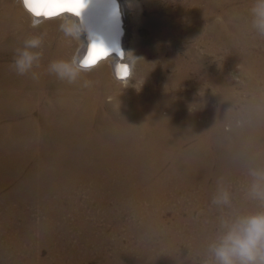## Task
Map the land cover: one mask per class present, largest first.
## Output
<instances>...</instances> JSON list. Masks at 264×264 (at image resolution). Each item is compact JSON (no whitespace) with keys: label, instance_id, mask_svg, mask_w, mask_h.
Listing matches in <instances>:
<instances>
[{"label":"rangeland","instance_id":"374dc122","mask_svg":"<svg viewBox=\"0 0 264 264\" xmlns=\"http://www.w3.org/2000/svg\"><path fill=\"white\" fill-rule=\"evenodd\" d=\"M1 1L0 22H2V24L0 23V118L2 116L3 118L0 119V122H2L0 123V126H2L0 127V264H216V258L213 252L210 250V246L218 244L220 241V237L227 231L226 227H224L223 225V222L227 221L231 223L238 217L248 216L264 211V201L255 199L251 195V189L255 178L252 177V175L250 176V171H260L264 169V165H262L264 164V36H261L253 26L254 18L251 13V9L255 4V0L158 1L156 3L157 6L155 13H159L160 16L164 18L162 19L164 30L160 34L154 35L146 25H140L137 27L139 31L137 46H139V48L135 49V56L140 57L141 59L139 60V64H136L134 73L129 79V84L127 83V85L116 79L114 74L110 71L108 63H103L101 66L93 68L89 72L81 73L82 78L80 76L78 81L73 84H69L66 81H61L58 78H55L56 75L50 73L48 70L51 61L70 60L72 58V55L75 54V51L78 48L77 40L65 36L60 31L59 26L62 22V18L56 17L53 19L44 20V22L41 23L38 27L33 28L31 25L32 18L28 16L27 13H25V11L19 4L14 3L12 0ZM146 14H148V12ZM40 35H43L44 41L41 45V48L36 49V51L41 52V59L39 60L40 62L38 66L34 65L31 72L24 76L17 75L13 67L16 50L22 48L24 45V41L26 39H29V37L31 38ZM66 38L68 39L66 40ZM54 46H57L58 48ZM140 46H142V48H140ZM154 56L155 58L153 59ZM196 63L198 65H196ZM160 66H162L163 68ZM174 67H176V69ZM143 70L146 71V77L143 73ZM99 72L101 75L99 74ZM32 73H35L36 77L38 76L34 80ZM190 73L191 75L193 74V77L190 75ZM89 75L91 76V78ZM136 75H138V78L135 77ZM211 75L215 78L217 93L223 98L226 97L225 99H227V101L232 100L233 105H225L218 109L220 123H218L219 127L218 131L216 132L217 140L215 143V140L212 139L211 141L213 143V147L211 148V144H209L206 148L207 155L210 157V160L208 162L203 161L204 164L206 163L205 165L208 170L203 169L205 172H203L202 170L199 174L188 176L189 178L187 177L185 181L184 177L183 179H181L163 174L168 165L169 167L172 165L170 161H168V163H166L165 166H163L160 170H155L153 169V167L156 164V161H153V158H145V160H137L129 163L127 173L130 175V179L125 181V179H123L125 177V170H118L121 169L122 166H124L125 161L123 160L122 163V160L116 159L113 162V160L107 159L105 155L103 156L102 151L104 150L103 144L105 143V135L103 136V133L108 131V129L105 128L106 124L103 123V121L113 123V120L115 121V115H117L118 112L122 113L123 116H126L128 114L127 117L132 119L129 116V114L132 112V100L129 99L128 95V92L130 90L127 93H124V90H127L126 87H130L129 89H139V86H145L146 84L150 86V84L148 83H151L155 87V91H161L162 88L163 91L171 92L169 96L171 95L172 100L169 104V107L167 106L164 110L157 111L155 115L157 117H155L154 115H150L153 117H148L147 119L148 127L154 128L157 127V121L170 118L171 105L173 103L180 104L181 96L186 97L187 94L191 93H193L194 95H199V93L201 94L203 91H210L209 85L211 84V82H209V77ZM103 78L106 79V81ZM85 81L90 82V85L88 86L89 88L83 86ZM190 82L192 83L191 87L189 85ZM54 83L57 84L55 85ZM198 84H200L201 87ZM196 85L198 87L194 88L196 87ZM203 88L205 90H203ZM115 90L121 92V95L127 96L130 103V106L128 108H122L119 102L115 99ZM227 92L229 93V95ZM93 96H96L97 99H95V97ZM175 97L176 100L174 99ZM114 100L117 101V103H115ZM86 101H88V104L85 103ZM17 102L19 105L17 104ZM100 102L102 103V105ZM82 107L87 111L85 109L83 110ZM190 109L191 108L188 107L187 110ZM225 112H227V114ZM234 113L237 114L238 118L236 120L229 119V117H232L231 115H233ZM76 114H78L79 116ZM257 114H259V116ZM32 115L33 117H31ZM85 115L87 118L85 117ZM17 117H19L20 119ZM24 118L27 119L25 120ZM62 119H66L67 122ZM199 119V121L208 120L205 117ZM21 122H24V124H22ZM64 122L65 124H63ZM128 123L131 124L133 122ZM2 124H4V126ZM243 124L247 125L246 128L244 127V130H248L247 132L244 131L243 133L252 134V139L250 140L251 143H248V147L249 149L251 148L250 151L252 157L257 160L255 161L253 167H246L244 169L245 171L241 168L231 165L229 166L226 164L222 167V169L224 170L223 171L220 167L221 164H223L220 158V148L230 142L236 141L235 130L238 127H241V125ZM24 126L27 127L24 128L25 130L23 129ZM60 126L63 129H61ZM3 127H5L6 129ZM237 130L242 132V130H240L239 128ZM21 131L23 134L20 133ZM51 135H53V138H51ZM218 135H220V137ZM239 138L240 140L244 139L245 143L248 140L247 135L245 137L240 135ZM90 140L95 141V143ZM72 141H74L75 143H73ZM18 143L21 147L18 146ZM65 143H67L68 146ZM255 144H257V147L255 146ZM214 146L216 148H214ZM27 150L29 152H27ZM53 150L55 151L53 152ZM42 151L44 152V154ZM95 151H97L98 153ZM73 153H75L76 155L74 154V156H71ZM77 153L79 156L77 155ZM19 154H21V156ZM67 154L69 157H67ZM217 154L219 155V157ZM14 156L15 158L11 160ZM105 158L107 159V161ZM51 159L55 160V162ZM148 160L150 163L148 162ZM211 160L213 162H211ZM9 162L11 163L9 164ZM98 167L101 169H99ZM95 169H99L100 171H96ZM139 169H141V171ZM8 171L12 172H10L9 174L7 173ZM35 173L37 174L35 175ZM98 174H100L101 176ZM238 178L241 179L239 180ZM118 179L121 180L119 181ZM69 180L70 182H72L70 183ZM159 180L161 183L159 182ZM116 181L118 184L116 183ZM203 181L205 183H203ZM135 182L137 183V185ZM26 183L27 185H25ZM152 183L155 186H153ZM87 185L89 187H87ZM90 185L92 186L90 187ZM222 190L229 193L230 204L228 205H218L213 203L214 196H217ZM20 191L22 193H20ZM83 192L85 194H83ZM39 193L42 194L40 195ZM206 193L210 196L213 195L211 196L212 198L210 196H207ZM88 198L90 199V201L88 200ZM86 201L89 204L86 203ZM6 202L7 204L5 205ZM72 204L75 205L72 206ZM131 208L134 212L131 210ZM49 212L50 214H48ZM178 219L179 222L177 221ZM83 229L86 231H84ZM55 241H57V243Z\"/></svg>","mask_w":264,"mask_h":264},{"label":"bare ground","instance_id":"6f19581e","mask_svg":"<svg viewBox=\"0 0 264 264\" xmlns=\"http://www.w3.org/2000/svg\"><path fill=\"white\" fill-rule=\"evenodd\" d=\"M1 1V0H0ZM14 3H17L21 6V8L25 11V13H27L28 16H30L33 19L32 14L26 9L23 0H12ZM162 2V1H167V0H120L121 2V11H122V19L124 22L123 25V29H124V35L122 37V47L123 50L125 52H132L134 55L135 54V49L139 48V46H137V39H138V26L140 25H146L151 31L152 33L155 34H160L161 32H163L164 30V24L162 23L164 18H162L160 16L159 13H155L156 12V3L157 2ZM3 2V1H1ZM5 2V1H4ZM11 2V1H10ZM179 2V1H178ZM171 3V2H170ZM1 4V3H0ZM6 4V3H5ZM165 4V3H164ZM176 4V3H175ZM9 5V4H8ZM165 6V5H164ZM4 8V7H3ZM159 8V7H158ZM10 9V8H9ZM13 9V8H12ZM20 9V8H19ZM3 10V9H2ZM1 10V11H2ZM160 11V10H159ZM6 12V11H5ZM148 12V14H146ZM153 12V14H152ZM177 12V11H175ZM2 13V12H1ZM10 13V12H9ZM162 13V12H161ZM151 14V15H150ZM178 14V13H177ZM23 15V14H22ZM62 15H68L67 13L62 14ZM9 16V15H8ZM12 16V15H11ZM10 16V17H11ZM19 17V16H18ZM17 17V18H18ZM56 17H61V16H56ZM53 17V18H56ZM83 17L84 20L88 26V28L90 29V31L93 34L94 40H103L107 45L112 46L115 43L116 37V29H117V20H115V11H114V5L112 3V0H88V5L86 6V9L83 12ZM8 18V17H7ZM15 18V17H14ZM20 18V17H19ZM50 18V19H53ZM3 20V19H2ZM48 20V19H47ZM9 21V19H8ZM5 22V21H4ZM21 22V21H20ZM46 22V21H45ZM168 22V21H167ZM166 22V23H167ZM2 24V22H0ZM9 23V22H8ZM57 23V22H56ZM165 23V22H164ZM5 24V23H4ZM17 24V23H16ZM46 24V23H45ZM51 24V23H50ZM52 25V24H51ZM169 25V23H168ZM54 26V25H53ZM15 27V26H14ZM53 28V27H52ZM57 29V28H56ZM21 30V29H20ZM23 30V29H22ZM47 30V29H46ZM28 31V30H27ZM56 31V30H55ZM169 31V30H167ZM166 31V32H167ZM173 32V31H172ZM51 33V32H50ZM53 33V32H52ZM39 34V33H38ZM56 34V33H55ZM62 34V33H61ZM140 34V33H139ZM171 34V33H170ZM174 34V33H173ZM172 34V35H173ZM24 35V34H23ZM26 35V33H25ZM29 35V34H28ZM57 35V34H56ZM165 35V34H164ZM169 35V34H168ZM31 36V35H30ZM51 36V35H50ZM159 36V35H158ZM63 37V36H62ZM167 37V36H166ZM30 38V37H29ZM48 38V37H47ZM61 38V37H60ZM169 38V37H168ZM26 39V38H25ZM68 38H66L67 40ZM140 39V38H139ZM23 40V39H22ZM50 40V39H49ZM55 40V38H54ZM167 40V39H166ZM44 41V40H43ZM65 41V40H64ZM81 41L87 45L88 42L90 41V39H88V32H85L82 36H81ZM164 41V40H163ZM60 42V40H59ZM140 43V42H139ZM138 43V44H139ZM151 43V42H150ZM67 44V43H66ZM70 44V43H69ZM50 45V44H49ZM48 45V46H49ZM150 45V44H149ZM161 45V44H160ZM51 46V45H50ZM61 46V45H60ZM57 47V46H54ZM81 47V42L78 41V48L75 51V54L78 52V50ZM146 47V46H145ZM159 47V46H158ZM212 47V46H211ZM58 48V47H57ZM61 48V47H60ZM140 48H142V46H140ZM155 48V45H154ZM165 48V47H164ZM51 49V48H50ZM49 49V50H50ZM63 49V48H62ZM146 49V48H145ZM157 49V47H156ZM43 50V49H42ZM69 50V49H67ZM142 50V49H141ZM59 51V50H58ZM56 52V50H55ZM142 52V51H141ZM214 52V51H213ZM16 53V52H15ZM50 53V52H49ZM60 53V52H59ZM137 53V52H136ZM148 53V52H147ZM168 53V52H167ZM176 53V52H175ZM57 54V53H55ZM63 54V53H62ZM174 54V53H173ZM147 55V54H146ZM161 55V54H160ZM164 55V54H162ZM177 55V54H176ZM58 56V55H57ZM73 56V55H72ZM65 57V56H64ZM63 57V58H64ZM67 57V56H66ZM163 57V56H162ZM170 57V56H169ZM173 57V56H172ZM43 58V57H42ZM48 58V57H47ZM62 58V57H61ZM155 58V56L153 57V59ZM157 58V57H156ZM160 58V57H159ZM175 58V57H174ZM41 59V58H40ZM49 59V58H48ZM179 59V58H178ZM52 60V59H51ZM146 60V59H145ZM156 60V59H155ZM173 60V59H172ZM47 61V60H46ZM53 61V60H52ZM51 61V62H52ZM147 61V60H146ZM164 61V60H163ZM40 62V61H39ZM117 62V57L115 56V54H113V57L107 59V60H101L99 61V63L94 67L97 68L99 66H101L103 63H108L109 65V69L110 71L114 74L113 68H114V64ZM148 62V61H147ZM161 62V61H160ZM199 62V61H198ZM145 63V62H144ZM162 63V62H161ZM170 63V62H169ZM185 63V62H184ZM189 63V62H188ZM139 64V61L138 63ZM152 64V63H151ZM150 64V65H151ZM172 64V63H171ZM201 64V63H200ZM213 64V63H212ZM45 65V64H44ZM47 65V64H46ZM145 65V64H144ZM157 65V64H156ZM159 65V64H158ZM179 65V64H178ZM191 65V64H190ZM189 65V66H190ZM196 65H198L196 63ZM182 66V65H181ZM187 66V65H186ZM46 67V66H45ZM146 67V66H145ZM144 67V68H145ZM162 67V66H160ZM178 67V66H177ZM101 68V67H100ZM99 68V69H100ZM143 68V67H142ZM156 68V67H154ZM153 68V69H154ZM163 68V67H162ZM176 69V67H174ZM173 68V69H174ZM179 68V67H178ZM182 68V67H181ZM180 68V69H181ZM189 68V67H188ZM216 68V67H215ZM36 69V68H35ZM47 69V68H46ZM152 69V68H151ZM159 69V68H158ZM183 69V68H182ZM210 69V68H209ZM43 70V69H42ZM96 70V69H95ZM98 70V69H97ZM148 70V69H147ZM155 70V69H154ZM161 70V69H160ZM159 70V71H160ZM163 70V69H162ZM185 70V68H184ZM193 70V69H192ZM214 70V69H213ZM217 70V69H215ZM35 71V70H34ZM102 71V70H101ZM140 71V70H139ZM138 71V72H139ZM178 71V70H176ZM209 71V70H208ZM149 72V71H148ZM158 72V71H157ZM190 72V71H189ZM192 72V71H191ZM199 72V71H198ZM213 72V71H212ZM221 72V70H220ZM38 73V72H37ZM141 73V72H140ZM143 73L145 74L146 71L143 70ZM151 73V72H150ZM176 73V72H175ZM182 73V72H181ZM185 73V72H184ZM209 73V72H208ZM211 73V72H210ZM225 73V72H224ZM49 74V73H48ZM97 74V73H96ZM100 74V72H99ZM98 74V75H99ZM154 74V73H152ZM197 74V73H196ZM199 74V73H198ZM204 74V73H203ZM88 75V74H87ZM101 75V74H100ZM140 75V74H139ZM149 75V74H148ZM147 75V77H148ZM191 75V73H190ZM193 75V74H192ZM191 75V76H192ZM222 75V74H221ZM90 76V75H89ZM103 76V75H102ZM101 76V77H102ZM115 76V75H114ZM157 76V75H156ZM164 76V74H163ZM177 76V75H175ZM179 76V74H178ZM195 76V75H194ZM202 76V75H201ZM38 77V76H37ZM42 77V75H41ZM50 77V76H49ZM55 77V76H54ZM105 77V76H104ZM136 78H138V75L135 76ZM146 77V74H145ZM154 77V76H153ZM159 77V76H158ZM172 77V76H171ZM193 77V76H192ZM199 77V76H198ZM222 77V76H221ZM57 78V77H55ZM82 78V76H81ZM91 78V76H90ZM97 78V77H96ZM95 78V79H96ZM162 78V77H161ZM165 78V76H164ZM186 78V77H185ZM46 79V78H45ZM51 79V78H49ZM53 79V78H52ZM102 79V78H101ZM104 79V78H103ZM181 79V78H180ZM183 79V78H182ZM34 80V79H33ZM42 80V79H41ZM47 80V79H46ZM92 80V79H90ZM106 81V79H104ZM137 80V79H136ZM171 80V79H170ZM177 80V79H176ZM187 80V79H186ZM202 80V79H201ZM209 82H211V84L209 85V89L210 91H203L201 90V94L199 93V95H194L193 93L191 94H187L186 97H182L181 96V102L180 104H176L173 103L171 105V115L170 118L168 119H161L160 121H157V127L154 128H149L147 125V119L148 117L152 118L153 116L150 115H156L157 111H162L164 110L167 106L169 107V104L171 103V95L169 96V94L171 92L169 91H163V89L161 88V91H155V87L151 84L149 85H145V86H139L138 88L135 89H129L130 87H126L127 90L123 88V90L125 91L124 93H127L129 90V99L132 100V112L129 114V116L132 118H128L127 115L123 116L122 113L118 112L117 115H115V121L113 120V123H108V122H104L106 124L105 128L108 129L107 132L103 133V136L105 135V143L103 144V156L105 155L107 159L109 160H123L125 161L124 166L121 167V169H118L119 171H123L125 170V177L123 179H125V181L130 179V175L127 173L128 170V165L130 162H134L137 160H145V158H153V161H156V164L154 165L153 169L155 170H160L163 166H165L166 163H168V161H170L172 163V165L166 168V170L163 172V174L166 175H170L173 177H177V178H181L183 179V177L186 178L188 176L191 175H195V174H199L203 169L208 170V168L206 167V163L204 164L203 161L208 162L210 160V157L207 155V147L209 144H211V148L213 147V143H212V139L217 140V134L216 132L218 131V123L220 120V117L218 115V109L228 105L231 106L233 105L232 100L231 101H227V99L223 98L222 96H220L217 93V89L215 86V78L214 76H210L209 77ZM226 80V79H225ZM39 81V80H38ZM51 81V80H50ZM80 81V80H79ZM101 81V80H100ZM140 81V80H139ZM143 81V80H142ZM161 81V80H160ZM165 81V80H164ZM173 81V80H172ZM182 81V80H181ZM184 81V80H183ZM15 82V81H14ZM42 82V81H41ZM45 82V81H44ZM47 82V81H46ZM93 82V81H92ZM163 82V81H162ZM166 82V81H165ZM174 82V81H173ZM185 82V81H184ZM219 82V81H218ZM228 82V81H227ZM230 82V81H229ZM36 83V82H35ZM52 83V82H51ZM182 83V82H181ZM191 83V82H190ZM190 87L192 86V83L190 84ZM202 83V82H201ZM250 83V82H249ZM49 84V83H48ZM55 84V83H54ZM57 84V83H56ZM55 84V85H56ZM81 84V82H80ZM100 84V82H99ZM98 84V85H99ZM109 84V83H108ZM129 84V83H128ZM168 84V83H167ZM228 84V83H227ZM6 85V84H5ZM64 85V84H61ZM69 85V84H68ZM76 85V84H75ZM96 85V84H94ZM103 85V84H102ZM110 85V84H109ZM139 85V84H138ZM163 85V84H162ZM161 85V86H162ZM177 85V84H176ZM175 85V86H176ZM200 86V84H198ZM202 85V84H201ZM204 85V84H203ZM37 86V85H36ZM41 86V85H40ZM60 86V85H58ZM56 86V87H58ZM72 86V85H71ZM74 86V85H73ZM101 86V84H100ZM111 86V85H110ZM165 86V85H164ZM167 86V85H166ZM183 86V84H182ZM218 86V85H217ZM220 86V85H219ZM228 86V85H227ZM26 87V86H24ZM62 87V86H61ZM75 87V86H74ZM82 87V86H81ZM107 87V86H106ZM179 87V86H178ZM198 86L196 85L197 88ZM201 87V86H200ZM3 88V87H2ZM11 88V87H10ZM29 88V87H28ZM51 88V87H50ZM54 88V87H53ZM67 88V87H66ZM65 88V89H66ZM89 88V87H88ZM93 88V87H92ZM109 88V87H108ZM116 88V87H115ZM158 88V87H157ZM193 88V89H194ZM246 88V87H245ZM7 89V88H6ZM39 89V88H36ZM52 89V88H51ZM84 89V88H83ZM99 89V88H98ZM112 89V88H111ZM202 89V88H201ZM8 90V89H7ZM48 90V88H47ZM75 90V89H74ZM85 90V89H84ZM90 90V89H89ZM94 90V89H93ZM100 90V89H99ZM103 90V89H102ZM101 90V91H102ZM190 90V89H189ZM203 90H205L203 88ZM73 91V90H72ZM95 91V90H94ZM116 91V90H115ZM114 91V92H115ZM182 91V90H181ZM49 92V91H48ZM65 92V91H64ZM69 92V91H68ZM67 92V93H68ZM75 92V91H74ZM81 92V91H79ZM87 92V91H86ZM105 92V91H104ZM113 92V93H114ZM191 92V91H190ZM197 92V91H196ZM221 92V91H220ZM14 93V92H13ZM41 93V92H40ZM94 93V92H93ZM99 93V92H98ZM109 93V92H108ZM112 93V92H111ZM121 92L116 91L114 96L115 99L119 102V104L121 105V107L124 109L128 108L130 106L129 100L127 98V96H123L120 94ZM228 93V92H227ZM9 94V93H8ZM12 94V93H11ZM25 94V93H24ZM38 94V93H37ZM84 94V93H83ZM198 94V93H197ZM226 94V93H225ZM242 94V93H241ZM49 95V93H48ZM65 95V94H64ZM229 95V93H228ZM227 95V96H228ZM26 96V95H25ZM72 96V95H71ZM97 96V95H96ZM96 96H93L96 98ZM100 96V95H99ZM102 96V95H101ZM178 96V94H177ZM176 96V97H177ZM233 96V95H232ZM4 97V96H2ZM22 97V96H21ZM70 97V96H69ZM74 97V96H73ZM87 97V96H86ZM89 97V94H88ZM92 97V98H93ZM176 97L174 98L176 100ZM1 98V97H0ZM11 98V97H10ZM20 98V97H19ZM173 98V97H172ZM239 98V97H238ZM13 99V98H12ZM11 99V100H12ZM15 99V98H14ZM56 99V98H55ZM59 99V97H58ZM67 99V98H66ZM105 99V98H104ZM231 99V98H230ZM1 100V99H0ZM4 100V99H3ZM34 100V99H33ZM78 100V99H77ZM85 100V98H84ZM93 100V99H92ZM179 100V99H178ZM7 101V100H6ZM9 101V100H8ZM14 101V100H13ZM17 101V100H16ZM53 101V100H52ZM66 101V100H65ZM82 101V100H81ZM108 101V100H106ZM115 101V100H114ZM117 101H115V103H117ZM254 101V100H253ZM12 102V101H11ZM59 102V101H58ZM88 101H86L85 103H87ZM95 102V101H93ZM244 102V101H243ZM248 102V101H247ZM2 103V102H1ZM10 103V102H8ZM48 103V102H47ZM55 103V102H54ZM74 103V102H72ZM101 103V102H100ZM99 103V104H100ZM105 103V102H104ZM113 103V100H112ZM235 103V102H234ZM13 104V103H12ZM11 104V105H12ZM18 104V102H17ZM28 104V103H27ZM32 104V102H31ZM57 104V103H56ZM67 104V103H66ZM84 104V103H83ZM88 104V103H87ZM109 104V103H108ZM9 105V104H8ZM16 105V103H15ZM19 105V104H18ZM29 105V104H28ZM76 105V104H75ZM102 105V103H101ZM239 105V104H238ZM253 105V104H252ZM72 106V104H71ZM74 106V105H73ZM81 106V105H80ZM245 106V105H244ZM14 107V105H13ZM16 107V106H15ZM19 107V106H17ZM101 107V106H100ZM189 108H191L190 110H187ZM246 107V106H245ZM250 107V106H249ZM252 107V106H251ZM10 108V107H9ZM60 108V107H59ZM70 108V107H69ZM81 108V107H80ZM103 108V107H102ZM233 108V107H232ZM6 109V108H5ZM12 109V106H11ZM18 109V108H17ZM22 109V108H21ZM30 109V107H29ZM27 109V110H29ZM63 109V108H62ZM83 109V107H82ZM81 109V110H82ZM85 109V108H84ZM83 109V110H84ZM91 109V108H90ZM89 109V110H90ZM255 109V108H254ZM9 110V109H8ZM26 110V112H27ZM73 110V109H72ZM71 110V111H72ZM86 110V109H85ZM167 110V109H166ZM222 110V109H221ZM2 111V110H1ZM4 111V110H3ZM16 111V110H15ZM22 111V110H21ZM25 111V110H24ZM23 111V112H24ZM60 111V110H59ZM87 111V110H86ZM94 111H95V107H94ZM129 111V110H128ZM224 111V110H223ZM263 111V110H262ZM9 112V111H8ZM20 112V111H19ZM22 112V113H23ZM64 112V111H63ZM67 112V111H66ZM77 112V111H76ZM80 112V111H79ZM78 112V113H79ZM91 112V111H90ZM235 112V111H234ZM237 112V110H236ZM7 113V112H6ZM18 113V112H17ZM72 113V112H71ZM70 113V114H71ZM100 113V112H99ZM126 113V112H125ZM124 113V114H125ZM227 114V112H225ZM39 114V113H38ZM42 114V113H41ZM53 114V113H52ZM56 114V113H55ZM60 114V113H59ZM69 114V112H68ZM75 114V113H74ZM84 114V111H83ZM86 114V113H85ZM159 114V113H158ZM161 114V113H160ZM229 114V113H228ZM263 114V112H262ZM72 115V114H71ZM78 115V114H76ZM82 115V114H80ZM223 115V114H222ZM225 115V114H224ZM245 115V114H244ZM259 116V114H257ZM64 116V115H63ZM79 116V115H78ZM91 116V115H90ZM103 116V115H101ZM162 116V115H161ZM232 117H229V119L231 120H236L237 114L234 113L233 115H231ZM11 117V116H10ZM14 117V116H13ZM33 117V115L31 116ZM48 117V116H47ZM51 117V116H50ZM49 117V118H50ZM54 117V116H53ZM82 117V116H81ZM86 117V115H85ZM84 117V118H85ZM108 117V116H107ZM157 117V116H155ZM202 117L207 118V121H199ZM226 117V116H225ZM240 117V116H239ZM3 116L0 118L2 119ZM19 118V117H17ZM28 118V116H27ZM26 118V119H27ZM35 118V117H34ZM58 118V117H57ZM87 118V117H86ZM90 118V117H89ZM228 118V117H227ZM226 118V120H227ZM245 118V117H244ZM6 119V118H5ZM20 119V118H19ZM25 119V118H24ZM25 119V120H26ZM32 119V118H31ZM38 119V118H37ZM36 119V120H37ZM41 119V118H40ZM43 119V118H42ZM96 119V117H95ZM98 119V118H97ZM106 119V117H105ZM104 119V120H105ZM111 119V118H110ZM199 119V120H198ZM228 119V121H229ZM243 119V118H242ZM4 120V119H3ZM22 120V119H21ZM65 120L66 119H62ZM78 120V119H77ZM103 120V119H102ZM109 120V119H107ZM151 120V119H150ZM149 120V121H150ZM224 120V119H223ZM2 121V120H1ZM17 121V120H16ZM19 121V120H18ZM32 121V120H31ZM35 121V120H33ZM86 121V120H85ZM88 121V120H87ZM98 121V120H97ZM156 121V120H155ZM240 121V120H239ZM244 121V120H243ZM25 122V121H24ZM24 122L22 124H24ZM58 122V121H57ZM65 122L63 124H65ZM82 122V121H81ZM80 122V123H81ZM91 122V121H90ZM89 122V123H90ZM128 122H133L131 124H129ZM142 122V123H141ZM248 122V121H247ZM246 122V123H247ZM257 122V121H256ZM263 122V121H262ZM261 122V123H262ZM2 123V122H0ZM19 123V122H18ZM16 123V124H18ZM29 123V122H28ZM61 123V122H60ZM84 123V122H83ZM241 123V122H240ZM251 123V122H249ZM31 124V122H30ZM86 124V122H85ZM228 124V123H227ZM237 124V123H236ZM4 126V124H2ZM8 125V124H7ZM13 125V124H11ZM21 125V124H20ZM26 125V124H25ZM50 125V124H49ZM58 125V124H57ZM74 125V124H73ZM231 125V124H230ZM41 126V125H40ZM68 126V125H67ZM65 126V127H67ZM79 126V125H78ZM85 126V125H83ZM222 126V125H221ZM232 126V125H231ZM252 126V125H251ZM2 127V126H0ZM26 126L23 127V129ZM32 127V126H31ZM42 127V126H41ZM49 127V126H48ZM64 127V126H63ZM91 127V126H90ZM101 127V126H100ZM244 127L246 128L247 125L243 124L241 125V127H238L241 131H238L237 129L235 130L236 133V141L234 142H230L225 146H222L220 148L221 150V160L223 162V164H221V169L222 167L226 164V165H231V166H235L238 168H241L242 170H244L246 167H253L255 164V161L257 159L253 158L251 155V151L248 147V143L250 144V140L252 139V134L247 133L244 134V131H248L247 129L244 130ZM249 127V126H248ZM5 128V127H3ZM22 128V127H21ZM27 128V127H26ZM33 128V127H32ZM44 128V127H43ZM55 128V127H54ZM61 128V126H60ZM70 128V127H69ZM86 128V127H85ZM236 128V126H235ZM6 129V128H5ZM63 129V128H61ZM81 129V128H80ZM87 129V128H86ZM93 129V128H92ZM224 129V128H223ZM11 130V129H10ZM13 130V129H12ZM20 130V129H19ZM25 130V129H24ZM34 130V129H33ZM69 130V129H68ZM251 130V128H250ZM27 131V130H26ZM51 131V129H50ZM58 131V130H57ZM61 131V130H60ZM101 131V130H100ZM104 131V130H102ZM106 131V130H105ZM229 131V130H228ZM11 132V131H10ZM29 132V131H28ZM67 132V131H66ZM251 132V131H250ZM255 132V131H254ZM258 132V131H257ZM1 133V132H0ZM9 133V132H8ZM18 133V132H17ZM22 133V131L20 132ZM49 133V132H48ZM56 133V132H55ZM68 133V132H67ZM80 133V132H79ZM88 133V132H86ZM96 133V132H93ZM102 133V132H101ZM260 133V132H259ZM11 134V133H10ZM14 134V133H13ZM23 134V133H22ZM82 134V133H81ZM92 134V132H91ZM221 134V133H220ZM234 134V133H233ZM264 134V133H263ZM21 135V134H20ZM29 135V134H28ZM37 135V133H36ZM48 135V134H47ZM64 135V134H63ZM87 135V134H86ZM97 135V134H96ZM240 135H242L243 137H245L247 135V142L245 143L244 139L240 140ZM7 136V135H6ZM9 136V134H8ZM18 136V135H17ZM26 136V135H25ZM30 136V135H29ZM34 136V135H32ZM53 135H51V138ZM59 136V135H58ZM57 136V137H58ZM69 136V135H68ZM72 136V135H71ZM81 136V135H80ZM84 136V135H83ZM220 137V135H218ZM16 137V136H15ZM24 137V136H23ZM27 137V136H26ZM56 137V139H57ZM93 137V136H92ZM222 137V136H221ZM231 137V136H230ZM7 138V137H6ZM19 138V137H18ZM29 138V137H28ZM64 138V137H63ZM77 138V137H76ZM94 138V137H93ZM103 138V137H102ZM256 138V137H255ZM36 139V138H35ZM73 139V138H72ZM78 139V138H77ZM99 139V138H98ZM228 139V138H226ZM2 140V138H1ZM75 140V139H74ZM11 141V140H10ZM22 141V140H21ZM46 141V140H45ZM92 141V140H90ZM107 141V143H106ZM255 141V140H254ZM15 142V141H13ZM18 142V141H17ZM16 142V143H17ZM34 142V140H33ZM61 142V141H60ZM70 142V141H69ZM73 143H75L74 141H72ZM95 143V141H92ZM99 142V141H98ZM103 142V141H102ZM101 142V143H102ZM226 142V141H225ZM11 143V142H10ZM43 143V142H42ZM62 143V142H61ZM4 144V143H2ZM23 144V143H22ZM29 144V143H28ZM27 144V146H28ZM35 144V142H34ZM67 144V143H65ZM91 144V143H90ZM89 144V146H90ZM254 144V143H253ZM19 146V143H18ZM26 146V144H25ZM42 146V144H41ZM68 146V144H67ZM70 146V144H69ZM74 146V144H73ZM100 146V144H99ZM255 146L257 147V144H255ZM1 147V146H0ZM5 147V146H4ZM8 147V146H7ZM21 147V146H19ZM83 147V146H82ZM15 148V147H14ZM18 148V147H17ZM33 148V147H32ZM37 148V147H36ZM53 148V147H52ZM96 148V147H95ZM210 148V149H211ZM214 148H216L214 146ZM254 148V147H253ZM260 148V147H259ZM12 149V148H11ZM10 149V150H11ZM41 149V148H40ZM59 149V148H58ZM68 149V148H67ZM79 149V148H78ZM97 149V148H96ZM100 149V148H99ZM4 150V149H3ZM30 150V149H29ZM43 150V149H42ZM61 150V148H60ZM63 150V149H62ZM69 150V149H68ZM67 150V151H68ZM85 150V149H84ZM88 150V149H87ZM94 150V148H93ZM255 150V149H254ZM262 150V149H261ZM6 151V148H5ZM9 151V150H7ZM21 151V149H20ZM31 151V150H30ZM52 151V150H51ZM55 150H53L54 152ZM64 151V150H63ZM76 151V150H75ZM89 151V150H88ZM92 151V150H91ZM100 151V150H99ZM3 152V151H1ZM15 152V151H14ZM27 152H29L27 150ZM40 152V151H39ZM43 152V151H42ZM49 152V151H48ZM65 152V151H64ZM77 152V151H76ZM80 152V150H79ZM86 152V151H85ZM94 152V151H93ZM97 152V151H95ZM13 153V152H12ZM16 153V152H15ZM19 153V152H18ZM21 153V152H20ZM31 153V152H30ZM59 153V152H58ZM56 153V154H58ZM67 153V152H66ZM70 153V151H69ZM91 153V152H90ZM98 153V152H97ZM262 153V152H261ZM26 154V153H24ZM40 154V153H39ZM44 154V152H43ZM42 154V155H43ZM75 153H73L71 156H74ZM84 154V153H83ZM87 154V153H86ZM92 154V153H91ZM21 156V154H19ZM50 155V154H49ZM76 155V154H75ZM78 155V153H77ZM96 155V154H95ZM100 155V154H99ZM215 155V154H214ZM218 155V154H217ZM5 156V155H3ZM30 156V155H29ZM79 156V155H78ZM82 156V155H81ZM89 156V155H88ZM92 156V155H91ZM211 156V155H210ZM264 156V155H263ZM8 157V156H7ZM11 157V156H9ZM17 157V156H16ZM25 157V156H24ZM52 157V155H51ZM59 157V155H58ZM57 157V158H58ZM67 157L68 154H67ZM85 157V156H84ZM100 157V156H99ZM219 157V155H218ZM15 158V156L11 159L13 160ZM27 158V157H26ZM32 158V157H31ZM46 158V157H45ZM88 158V157H87ZM93 158V157H91ZM102 158V157H101ZM100 158V159H101ZM105 158V159H106ZM264 158V157H263ZM9 159V158H8ZM24 159V158H23ZM30 159V158H29ZM60 159V158H59ZM106 159V161H107ZM262 159V158H260ZM2 160V159H1ZM36 160V159H35ZM52 160V159H51ZM50 160V161H51ZM58 160V159H57ZM74 160V159H73ZM79 160V159H78ZM77 160V161H78ZM84 160V159H83ZM90 160V159H89ZM87 160V161H89ZM96 160V159H95ZM103 160V159H102ZM151 160V159H150ZM3 161V160H2ZM8 161V160H7ZM19 161V160H18ZM29 161V160H28ZM55 162V160H52ZM60 161V160H59ZM72 161V160H71ZM76 161V162H77ZM259 161V160H258ZM262 161V160H261ZM57 162V161H56ZM63 162V161H62ZM75 162V163H76ZM81 162V161H80ZM110 162V161H109ZM149 162V160H148ZM211 162H213L211 160ZM11 162H9L10 164ZM41 163V162H40ZM59 163V162H58ZM69 163V162H66ZM86 163V162H85ZM144 163V162H143ZM150 163V162H149ZM169 163V164H171ZM218 163V162H217ZM49 164V163H48ZM73 164V163H72ZM83 164V163H81ZM148 164V163H147ZM212 164V163H211ZM1 165V164H0ZM35 165V164H34ZM38 165V164H36ZM70 165V164H69ZM85 165V164H84ZM99 165V164H98ZM103 165V164H102ZM108 165V164H107ZM120 165V164H119ZM122 165V164H121ZM131 165V164H130ZM264 165V164H262ZM21 166V165H20ZM56 166V165H55ZM67 166V165H66ZM106 166V165H105ZM228 166V167H229ZM6 167V166H5ZM4 167V168H5ZM12 167V165H11ZM52 167V166H51ZM71 167V166H70ZM73 167V166H72ZM79 167V166H78ZM85 167V166H84ZM101 167V165H100ZM103 167V166H102ZM118 167V166H117ZM227 167V168H228ZM257 167V166H256ZM259 167V166H258ZM19 168V167H18ZM21 168V167H20ZM23 168V167H22ZM47 168V167H46ZM59 168V167H58ZM66 168V167H64ZM99 168V167H98ZM120 168V167H119ZM139 168V167H138ZM145 168V167H144ZM143 168V169H144ZM219 168V167H218ZM232 168V167H231ZM27 169V168H26ZM34 169V168H33ZM39 169V168H37ZM63 169V168H61ZM86 169V168H85ZM101 169V168H99ZM98 169V170H99ZM130 169V168H129ZM225 169V168H224ZM234 169V168H233ZM255 169V168H253ZM259 169V168H258ZM261 169V168H260ZM13 170V169H12ZM16 170V169H15ZM60 170V169H59ZM81 170V169H80ZM94 170V169H93ZM96 170V169H95ZM96 170V171H98ZM112 170V169H111ZM141 171V169H139ZM145 170V169H144ZM211 170V169H210ZM214 170V169H213ZM223 170V169H222ZM226 170V169H225ZM250 170V169H248ZM264 170V169H263ZM14 171V170H13ZM47 171V170H46ZM45 171V172H46ZM62 171V170H61ZM66 171V169H65ZM74 171V170H73ZM100 171V170H99ZM224 171V170H223ZM229 171V170H228ZM233 171V170H232ZM245 171V170H244ZM12 172V171H10ZM10 172L8 171L7 173L10 174ZM33 172V171H32ZM38 172V171H37ZM48 172V171H47ZM54 172V171H53ZM84 172V171H83ZM88 172V171H87ZM102 172V171H101ZM116 172V171H115ZM143 172V171H142ZM203 172H205L203 170ZM214 172V171H213ZM226 172V171H225ZM231 172V171H230ZM243 172V171H242ZM2 173V172H1ZM56 173V172H55ZM68 173V172H67ZM74 173V172H73ZM76 173V172H75ZM86 173V172H85ZM96 173V172H95ZM98 173V172H97ZM107 173V172H106ZM132 173V172H131ZM140 173V172H139ZM144 173V172H143ZM217 173V172H216ZM222 173V172H221ZM248 173V172H247ZM4 174V173H3ZM12 174V173H11ZM28 174V172H27ZM34 174V173H33ZM37 173H35L36 175ZM49 174V173H48ZM63 174V173H62ZM84 174V173H83ZM90 174V173H89ZM118 174V173H117ZM159 174V173H158ZM203 174V173H201ZM20 175V174H19ZM26 175V174H25ZM40 175V173H39ZM61 175V174H60ZM70 175V174H69ZM87 175V174H86ZM100 175V174H98ZM106 175V174H105ZM133 175V174H132ZM138 175V174H137ZM153 175V174H152ZM151 175V176H152ZM209 175V174H208ZM216 175V174H215ZM235 175V174H234ZM247 175V174H246ZM1 176V175H0ZM11 176V175H10ZM9 176V177H10ZM42 176V175H41ZM56 176V175H55ZM90 176V175H89ZM101 176V175H100ZM103 176V175H102ZM108 176V175H107ZM136 176V175H135ZM139 176V175H138ZM137 176V177H138ZM145 176V175H144ZM149 176V175H148ZM251 176V175H250ZM4 177V175H3ZM2 177V178H3ZM12 177V176H11ZM21 177V176H20ZM31 177V174H30ZM57 177V176H56ZM73 177V176H72ZM88 177V176H87ZM97 177V176H96ZM140 177V176H139ZM164 177V175H163ZM213 177V176H212ZM243 177V176H242ZM253 177V176H252ZM16 178V177H15ZM23 178V177H22ZM35 178V177H34ZM32 178V179H34ZM60 178V177H59ZM69 178V176H68ZM78 178V177H77ZM94 178V177H93ZM99 178V177H98ZM116 178V177H115ZM149 178V177H148ZM160 178V177H159ZM189 178V177H188ZM220 178V177H219ZM224 178V177H223ZM227 178V177H226ZM230 178V177H229ZM244 178V177H243ZM247 178V177H246ZM5 179V178H4ZM11 179V178H10ZM28 179V178H27ZM41 179V178H38ZM43 179V177H42ZM49 179V177H48ZM58 179V178H57ZM133 179V178H132ZM135 179V178H134ZM139 179V178H138ZM166 179V178H165ZM218 179V178H217ZM225 179V178H224ZM239 179V178H238ZM241 179V178H240ZM239 179V180H240ZM245 179V178H244ZM251 179V178H250ZM25 180V179H24ZM23 180V181H24ZM68 180V179H67ZM72 180V179H71ZM75 180V179H73ZM119 180V179H118ZM121 180V179H120ZM119 180V181H120ZM170 180V179H169ZM168 180V181H169ZM188 180V179H187ZM196 180V179H195ZM204 180V179H203ZM206 180V179H205ZM210 180V179H209ZM215 180V179H212ZM220 180V179H219ZM234 180V179H233ZM248 180V179H247ZM3 181V180H2ZM45 181V180H43ZM47 181V180H46ZM49 181V180H48ZM62 181V180H61ZM92 181V180H91ZM146 181V180H145ZM156 181V180H155ZM162 181V180H161ZM221 181V180H220ZM235 181V180H234ZM5 182V181H4ZM11 182V181H10ZM39 182V181H37ZM70 182V180H69ZM72 182V181H71ZM70 182V183H71ZM82 182V181H80ZM86 182V181H85ZM105 182V181H104ZM123 182V181H122ZM142 182V181H141ZM160 182V180H159ZM233 182V181H232ZM14 183V182H13ZM16 183V182H15ZM35 183V182H34ZM45 183V182H44ZM64 183V182H63ZM117 183V181H116ZM136 183V182H135ZM139 183V182H138ZM161 183V182H160ZM177 183V182H176ZM181 183V182H180ZM203 183H205L203 181ZM211 183V182H210ZM222 183V182H221ZM237 183V182H236ZM243 183V182H242ZM10 184V183H9ZM40 184V183H39ZM65 184V183H64ZM63 184V185H64ZM92 184V183H90ZM95 184V183H94ZM105 184V183H104ZM112 184V183H111ZM118 184V183H117ZM144 184V183H143ZM150 184V183H149ZM155 184V183H154ZM158 184V183H157ZM196 184V183H195ZM220 184V183H219ZM15 185V184H13ZM20 185V184H19ZM27 185V183L25 184ZM32 185V184H31ZM70 185V184H69ZM75 185V183H74ZM78 185V184H77ZM101 185V184H100ZM120 185V183H119ZM137 185V183H136ZM146 185V184H145ZM153 185V183H152ZM183 185V184H182ZM194 185V184H193ZM198 185V184H197ZM203 185V184H202ZM221 185V184H220ZM236 185V184H235ZM37 186V185H36ZM53 186V185H51ZM92 185H90L91 187ZM94 186V185H93ZM108 186V185H107ZM144 186V185H143ZM155 186V185H153ZM152 186V187H153ZM161 186V185H160ZM159 186V187H160ZM169 186V185H168ZM188 186V185H187ZM205 186V185H204ZM210 186V185H209ZM213 186V185H212ZM11 187V186H10ZM25 187V186H23ZM45 187V186H44ZM57 187V186H56ZM72 187V186H71ZM87 187H89L87 185ZM100 187V186H99ZM103 187V186H102ZM113 187V186H112ZM164 187V186H163ZM170 187V186H169ZM179 187V186H177ZM218 187V186H217ZM229 187V186H228ZM234 187V186H233ZM27 188V187H26ZM31 188V187H30ZM34 188V187H33ZM61 188V187H60ZM59 188V189H60ZM95 188V187H94ZM115 188V187H114ZM134 188V187H133ZM141 188V187H140ZM144 188V187H143ZM146 188V187H145ZM151 188V186H150ZM158 188V187H157ZM182 188V187H181ZM216 188V187H215ZM15 189V188H14ZM13 189V190H14ZM24 189V188H23ZM73 189V188H72ZM93 189V188H92ZM116 189V188H115ZM121 189V188H119ZM135 189V188H134ZM139 189V188H138ZM155 189V187H154ZM165 189V188H164ZM187 189V188H186ZM213 189V188H212ZM221 189V188H220ZM224 189V188H223ZM16 190V189H15ZM30 190V189H29ZM35 190V189H34ZM33 190V191H34ZM49 190V189H48ZM71 190V189H70ZM80 190V189H79ZM136 190V189H135ZM140 190V189H139ZM178 190V189H176ZM182 190V189H181ZM252 190V189H251ZM51 191V190H50ZM55 191V190H54ZM62 191V190H61ZM59 191V192H61ZM81 191V190H80ZM85 191V190H84ZM92 191V190H91ZM106 191V190H105ZM104 191V192H105ZM113 191V190H112ZM168 191V189H167ZM189 191V190H188ZM201 191V190H200ZM205 191V190H204ZM209 191V190H208ZM215 191V190H214ZM223 191V190H222ZM58 192V193H59ZM79 192V191H78ZM110 192V191H109ZM123 192V191H122ZM164 192V191H163ZM9 193V191H8ZM17 193V192H16ZM20 193H22L20 191ZM28 193V192H27ZM38 193V192H37ZM48 193V191H47ZM80 193V192H79ZM93 193V192H91ZM99 193V192H98ZM114 193V192H113ZM133 193V191H132ZM135 193V192H134ZM155 193V192H154ZM191 193V192H190ZM195 193V192H194ZM201 193V192H200ZM204 193V192H203ZM40 194V193H39ZM42 194V193H41ZM40 194V195H41ZM55 194V193H54ZM62 194V193H61ZM64 194V193H63ZM83 194H85L83 192ZM90 194V193H89ZM100 194V193H99ZM103 194V193H102ZM121 194V193H120ZM123 194V193H122ZM144 194V193H143ZM184 194V193H183ZM186 194V193H185ZM189 194V193H188ZM213 194V192H212ZM8 195V194H7ZM36 195V194H35ZM68 195V194H67ZM71 195V194H70ZM69 195V196H70ZM78 195V193H77ZM94 195V194H93ZM101 195V194H100ZM99 195V196H100ZM104 195V194H103ZM102 195V196H103ZM136 195V194H135ZM146 195V194H145ZM144 195V196H145ZM173 195V194H172ZM207 195V193H206ZM4 196V195H3ZM18 196V195H17ZM22 196V195H21ZM28 196V195H27ZM45 196V195H44ZM55 196V195H54ZM74 196V195H73ZM98 196V195H97ZM96 196V197H97ZM126 196V195H125ZM190 196V195H189ZM210 196V195H207ZM213 196V195H211ZM210 196V197H211ZM1 197V196H0ZM35 197V196H34ZM49 197V196H48ZM58 197V196H57ZM65 197V196H64ZM113 197V196H112ZM162 197V196H161ZM173 197V196H172ZM178 197V196H176ZM199 197V196H198ZM202 197V196H201ZM15 198V197H14ZM17 198V197H16ZM36 198V197H35ZM47 198V197H46ZM69 198V197H68ZM108 198V197H107ZM131 198V197H130ZM129 198V199H130ZM134 198V197H133ZM145 198V197H144ZM212 198V197H211ZM7 199V198H6ZM9 199V197H8ZM13 199V198H11ZM34 199V198H33ZM37 199V198H36ZM52 199V198H51ZM54 199V198H53ZM76 199V197H75ZM96 199V198H95ZM105 199V198H104ZM118 199V198H117ZM126 199V198H125ZM151 199V198H150ZM161 199V198H160ZM195 199V198H194ZM209 199V198H208ZM5 200V199H4ZM16 200V199H15ZM27 200V199H26ZM42 200V199H41ZM87 200V198H86ZM88 200L90 201V199L88 198ZM110 200V199H109ZM114 200V199H113ZM134 200V199H131ZM149 200V199H148ZM201 200V199H199ZM45 201V200H44ZM58 201V200H57ZM73 201V200H72ZM78 201V200H77ZM76 201V202H77ZM82 201V200H81ZM85 201V200H84ZM93 201V200H92ZM97 201V200H96ZM100 201V200H99ZM103 201V200H102ZM111 201V200H110ZM115 201V200H114ZM113 201V202H114ZM138 201V198H137ZM161 201V200H160ZM205 201V200H204ZM5 202V201H4ZM71 202V201H70ZM83 202V201H82ZM144 202V201H143ZM153 202V201H152ZM9 203V202H8ZM17 203V202H16ZM22 203V202H21ZM20 203V204H21ZM49 203V202H48ZM78 203V202H77ZM76 203V204H77ZM86 203H88L86 201ZM100 203V202H99ZM115 203V202H114ZM123 203V202H122ZM137 203V202H135ZM7 204V202L5 203V205ZM40 204V203H39ZM46 204V203H45ZM89 204V203H88ZM105 204V203H104ZM163 204V203H162ZM44 205V204H43ZM75 205V204H74ZM72 204V206H74ZM96 205V204H95ZM118 205V204H117ZM136 205V204H135ZM45 206V205H44ZM97 206V205H96ZM101 206V205H100ZM113 206V205H112ZM132 206V205H131ZM159 206V205H158ZM11 207V206H10ZM20 207V206H19ZM57 207V206H56ZM98 207V206H97ZM102 207V206H101ZM107 207V206H106ZM60 208V207H59ZM117 208V207H116ZM121 208V207H120ZM144 208V207H143ZM8 209V208H7ZM20 209V208H19ZM105 209V207H104ZM123 209V208H122ZM153 209V208H152ZM13 210V209H12ZM46 210V209H45ZM132 210V208H131ZM158 210V209H156ZM8 211V210H7ZM11 211V210H10ZM70 211V209H69ZM83 211V210H82ZM104 211V210H103ZM117 211V210H116ZM133 211V210H132ZM137 211V210H136ZM15 212V211H14ZM13 212V213H14ZM51 212V211H50ZM50 212L48 214H50ZM62 212V211H61ZM106 212V211H105ZM119 212V211H118ZM121 212V211H120ZM134 212V211H133ZM141 212V211H139ZM154 212V211H153ZM17 213V212H16ZM47 213V212H46ZM113 213V212H112ZM144 213V212H142ZM141 213V214H142ZM56 214V213H55ZM118 214V213H117ZM140 214V215H141ZM146 214V213H145ZM148 214V213H147ZM151 214V213H150ZM12 215V214H11ZM9 215V216H11ZM14 215V214H13ZM60 215V214H59ZM115 215V213H114ZM113 215V216H114ZM16 216V215H15ZM104 216V215H103ZM110 216V215H109ZM1 217V216H0ZM7 217V216H6ZM26 217V216H25ZM54 217V216H53ZM74 217V216H73ZM158 217V216H157ZM10 218V217H9ZM27 218V217H26ZM78 218V217H77ZM107 218V217H106ZM147 218V217H146ZM5 219V218H4ZM25 219V218H24ZM143 219V217H142ZM48 220V219H47ZM53 220V219H52ZM80 220V219H79ZM118 220V219H117ZM66 221V220H65ZM77 221V220H76ZM84 221V220H83ZM179 222V219L177 220ZM5 222V221H3ZM73 222V221H72ZM89 222V221H88ZM144 222V221H143ZM154 222V221H153ZM83 223V222H82ZM140 223V222H139ZM146 223V221H145ZM84 224V223H83ZM86 224V223H85ZM91 224V223H90ZM154 224V223H153ZM162 224V223H161ZM44 225V224H43ZM42 225V226H43ZM47 225V224H46ZM81 225V224H80ZM178 225V224H177ZM61 226V225H60ZM66 226V225H65ZM72 226V225H71ZM82 226V225H81ZM92 226V225H91ZM134 226V224H133ZM152 226V225H150ZM52 227V226H51ZM77 227V226H76ZM87 227V226H86ZM46 228V227H45ZM48 228V227H47ZM62 228V227H61ZM78 228V227H77ZM141 228V226H140ZM139 228V229H140ZM149 228V227H148ZM163 228V227H162ZM68 229V228H67ZM71 229V228H70ZM87 229V228H86ZM130 229V228H129ZM137 229V228H136ZM146 229V228H145ZM159 229V228H158ZM49 230V229H48ZM66 230V229H65ZM74 230V229H73ZM82 230V229H81ZM84 230V229H83ZM138 230V229H137ZM154 230V229H152ZM173 230V229H172ZM86 231V230H84ZM83 231V232H84ZM148 231V230H147ZM163 231V230H162ZM79 232V231H78ZM140 232V231H139ZM169 232V231H168ZM53 233V232H51ZM66 233V232H64ZM86 233V232H85ZM145 233V232H144ZM62 234V233H61ZM73 234V233H72ZM75 234V233H74ZM79 234V233H78ZM89 234V233H87ZM137 234V233H136ZM143 234V233H141ZM150 234V233H149ZM154 234V232H153ZM158 235V234H157ZM84 236V235H83ZM91 236V235H90ZM140 236V235H139ZM145 236V235H144ZM150 236V235H149ZM163 236V235H162ZM55 237V236H54ZM67 237V236H65ZM82 237V236H80ZM85 237V236H84ZM153 237V236H152ZM167 237V236H166ZM46 238V237H45ZM49 238V237H48ZM59 238V237H57ZM62 238V237H61ZM64 238V237H63ZM86 238V237H85ZM141 238V237H140ZM144 238V237H143ZM150 238V237H149ZM154 238V237H153ZM67 239V238H66ZM69 239V238H68ZM72 239V238H71ZM92 239V238H91ZM165 239V238H164ZM49 240V239H48ZM79 240V239H78ZM85 240V239H84ZM83 240V241H84ZM154 240V239H153ZM74 241V240H73ZM91 241V240H90ZM57 243V241H55ZM66 242V241H65ZM68 242V241H67ZM86 242V241H85ZM70 243V242H69ZM65 246V245H64ZM58 247V246H57ZM66 247V246H65ZM69 247V246H68ZM84 247V246H83ZM62 248V247H61ZM64 248V247H63ZM70 248V247H69ZM66 249V248H65ZM81 249V248H80ZM135 249V248H134ZM58 250V249H57ZM64 250V249H63ZM68 250V249H67ZM79 250V249H78ZM139 250V249H138ZM147 251V250H146ZM66 252V251H65ZM70 252V250H69ZM136 252V251H135ZM73 253V251H72Z\"/></svg>","mask_w":264,"mask_h":264},{"label":"clouds","instance_id":"9594fccd","mask_svg":"<svg viewBox=\"0 0 264 264\" xmlns=\"http://www.w3.org/2000/svg\"><path fill=\"white\" fill-rule=\"evenodd\" d=\"M26 9L32 14L31 25L38 27L44 20L61 16L60 31L67 37L81 42V47L70 60H56L49 64V72L55 74L61 81L69 84L76 83L81 73L91 71L99 61L117 57L114 64V75L117 80L127 85L132 77L135 66L140 57L132 52H125L122 48L109 46L103 40H90L87 45L81 41V36L87 32L88 26L84 20L83 12L88 5V0H83V7L78 12L72 11L68 5H54L45 0H29ZM118 11V6H117ZM67 13L68 15H62ZM253 26L261 36H264V0H255L251 9ZM219 19V18H218ZM43 35L34 36L24 41L22 48L16 50L13 67L17 75L24 76L31 72L34 65L38 66ZM33 79L37 78L32 73ZM90 85L84 82V87ZM255 178L251 195L255 199L264 201V170L250 171ZM213 203L218 205L230 204V196L227 191H221L214 196ZM227 231L220 237L218 244L210 246L216 258V264H264V211L238 217L229 223L223 222Z\"/></svg>","mask_w":264,"mask_h":264},{"label":"water","instance_id":"95a60500","mask_svg":"<svg viewBox=\"0 0 264 264\" xmlns=\"http://www.w3.org/2000/svg\"><path fill=\"white\" fill-rule=\"evenodd\" d=\"M112 3L114 5L115 20H117V23H118L117 24V29H116V34H115L116 40H115L114 45H112V46L113 47L118 46V47L123 49V47H122V37L124 35V29H123L124 22H123V19H122V14H123L122 11H121L122 6H121L120 0H112ZM117 6H118V11H117ZM87 32H88V39L94 40L93 34L90 31V29Z\"/></svg>","mask_w":264,"mask_h":264},{"label":"snow or ice","instance_id":"6c2138e0","mask_svg":"<svg viewBox=\"0 0 264 264\" xmlns=\"http://www.w3.org/2000/svg\"><path fill=\"white\" fill-rule=\"evenodd\" d=\"M29 0H25L27 4ZM45 2L52 3L54 5H68L72 11L78 12L83 7V0H45ZM99 63V62H98Z\"/></svg>","mask_w":264,"mask_h":264}]
</instances>
